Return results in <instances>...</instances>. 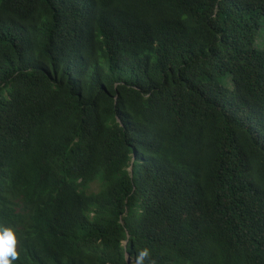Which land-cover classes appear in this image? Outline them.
<instances>
[{
  "label": "trees",
  "instance_id": "16d2710c",
  "mask_svg": "<svg viewBox=\"0 0 264 264\" xmlns=\"http://www.w3.org/2000/svg\"><path fill=\"white\" fill-rule=\"evenodd\" d=\"M263 27L264 0H0L12 264H264Z\"/></svg>",
  "mask_w": 264,
  "mask_h": 264
},
{
  "label": "clouds",
  "instance_id": "9594fccd",
  "mask_svg": "<svg viewBox=\"0 0 264 264\" xmlns=\"http://www.w3.org/2000/svg\"><path fill=\"white\" fill-rule=\"evenodd\" d=\"M16 235L11 228L0 226V264H12L18 253ZM149 251L144 249L136 257L135 264H145Z\"/></svg>",
  "mask_w": 264,
  "mask_h": 264
},
{
  "label": "rangeland",
  "instance_id": "374dc122",
  "mask_svg": "<svg viewBox=\"0 0 264 264\" xmlns=\"http://www.w3.org/2000/svg\"><path fill=\"white\" fill-rule=\"evenodd\" d=\"M257 44L259 47H262L263 44H264V27H263V30L260 32V35H259V38H258V41H257ZM230 80H228L229 82ZM95 188H97V186H95Z\"/></svg>",
  "mask_w": 264,
  "mask_h": 264
},
{
  "label": "water",
  "instance_id": "95a60500",
  "mask_svg": "<svg viewBox=\"0 0 264 264\" xmlns=\"http://www.w3.org/2000/svg\"><path fill=\"white\" fill-rule=\"evenodd\" d=\"M130 170H131V172H133V167H130ZM128 257H129V255H128ZM129 259V258H128ZM130 260V259H129Z\"/></svg>",
  "mask_w": 264,
  "mask_h": 264
}]
</instances>
